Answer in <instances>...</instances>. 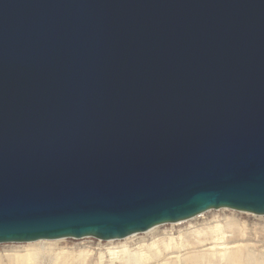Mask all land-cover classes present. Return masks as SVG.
<instances>
[{"label":"water","instance_id":"1","mask_svg":"<svg viewBox=\"0 0 264 264\" xmlns=\"http://www.w3.org/2000/svg\"><path fill=\"white\" fill-rule=\"evenodd\" d=\"M264 216V0H0V244Z\"/></svg>","mask_w":264,"mask_h":264},{"label":"bare ground","instance_id":"2","mask_svg":"<svg viewBox=\"0 0 264 264\" xmlns=\"http://www.w3.org/2000/svg\"><path fill=\"white\" fill-rule=\"evenodd\" d=\"M237 224L230 220L225 222L224 227L201 224L198 228L194 226L178 231L177 237H173L172 229L162 231L160 227H154L144 233L145 237L135 238L132 235L119 242L106 241L99 261L107 257L109 264H211L212 261L203 260L208 256L206 253L217 246L231 244L227 258L231 264H264L263 257L255 258L238 250L235 245L239 240ZM207 246L210 248L205 249ZM37 257L35 251L22 255L10 254L1 256L0 264L3 261L6 264H31L38 260ZM77 259L84 262L89 259V253H81Z\"/></svg>","mask_w":264,"mask_h":264},{"label":"rangeland","instance_id":"3","mask_svg":"<svg viewBox=\"0 0 264 264\" xmlns=\"http://www.w3.org/2000/svg\"><path fill=\"white\" fill-rule=\"evenodd\" d=\"M229 220L236 224L238 223L237 227L239 240L235 244L237 245L238 250L243 253L246 252L251 254L255 258H264V216L236 212L228 209L210 210L187 221L163 224L157 227H160L162 231H169V229H172L174 232L173 237H177L178 231H183L188 227L195 226L198 228L201 224H208L209 226L217 224L224 227L225 222L227 223ZM144 235V233H140L133 236H136L135 238H139L145 237ZM122 240H114V242ZM106 245V241H99L93 238H84L79 240L63 239L56 241H37L20 244H0V257L10 254L22 255L26 252L35 251L38 253V260L32 262L31 264H109L108 259H106L107 257L104 258L103 261H99V257L102 253L101 249H103ZM231 246V244L217 246L218 248L216 247L215 249L208 251L206 253L208 256L203 258V260L212 261L211 264H231L227 260L229 255L228 252L230 251L228 248ZM209 248L210 246L205 247V249ZM85 252L89 253V259L81 262L77 259V256ZM2 264H6V262L3 261Z\"/></svg>","mask_w":264,"mask_h":264}]
</instances>
